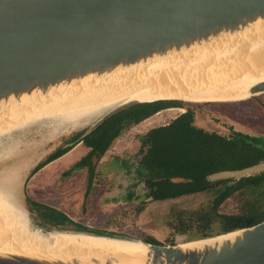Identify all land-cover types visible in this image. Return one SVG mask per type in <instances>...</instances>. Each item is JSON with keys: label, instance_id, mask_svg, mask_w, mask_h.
<instances>
[{"label": "water", "instance_id": "water-1", "mask_svg": "<svg viewBox=\"0 0 264 264\" xmlns=\"http://www.w3.org/2000/svg\"><path fill=\"white\" fill-rule=\"evenodd\" d=\"M263 23L264 0H0V108L13 100L24 103L29 97L47 96L178 54L198 53ZM263 93L264 80L252 85L244 99ZM157 101L222 102L132 98L96 113L98 117L77 141L111 117ZM263 171L264 161L212 177L241 178ZM29 221L44 235L73 232L36 227L30 217ZM86 233L139 241L144 249L141 256L74 254L67 259L0 251V264H264V220L177 244H156L106 231Z\"/></svg>", "mask_w": 264, "mask_h": 264}, {"label": "rangeland", "instance_id": "rangeland-1", "mask_svg": "<svg viewBox=\"0 0 264 264\" xmlns=\"http://www.w3.org/2000/svg\"><path fill=\"white\" fill-rule=\"evenodd\" d=\"M185 104L189 105L166 107L129 125L111 141L104 154L96 156L94 168L90 170L87 167L72 170L71 167L82 155H88L85 145L77 149L73 147V151L50 160L58 155L56 152L61 151L59 149L73 146L98 115L75 126L67 123L59 127L56 120H47L4 134L0 136V188L18 207L28 212L36 227L75 231L80 226L81 231L90 233L106 231L142 240L154 237L162 244L194 240L189 239L186 229L196 231L197 223H201L197 219L203 218L199 216L201 213H208L210 219H214L210 227L215 229L221 225L219 215H240L248 210L264 209V182L261 185L239 186L227 195L220 206L216 205L219 196H216L215 190L164 200L147 198L148 192L143 190L144 193L136 200L127 194L126 198L120 197L125 189L112 186L110 173L118 165L110 160L115 156L140 159L137 152L140 136L185 113L186 106L199 108L198 111L213 108L219 112L216 117L213 113L212 116L206 113L196 115V125L207 130H223L225 124L231 123L244 133L264 136V93L242 100ZM223 114L228 115L224 117ZM219 120L223 125L221 127L217 126ZM11 173L15 180L8 176ZM111 176L114 177V174L111 173ZM138 190L141 191V188ZM143 198L145 200H141ZM36 202L58 208L60 215L57 217L63 219L65 213L68 216H63L69 221L54 225L56 221L49 216L48 209L38 207ZM190 223L195 227H190Z\"/></svg>", "mask_w": 264, "mask_h": 264}, {"label": "bare ground", "instance_id": "bare-ground-1", "mask_svg": "<svg viewBox=\"0 0 264 264\" xmlns=\"http://www.w3.org/2000/svg\"><path fill=\"white\" fill-rule=\"evenodd\" d=\"M262 80L264 23L198 53L132 67L47 96L29 97L24 103L13 100L0 108V136L47 120H56L59 127L67 123L75 126L88 122L104 108L137 97L240 100ZM8 176L15 180L14 174ZM143 249L139 241L79 231L44 235L31 226L27 211L0 188V251L67 259L74 254L141 256Z\"/></svg>", "mask_w": 264, "mask_h": 264}, {"label": "flooded vegetation", "instance_id": "flooded-vegetation-1", "mask_svg": "<svg viewBox=\"0 0 264 264\" xmlns=\"http://www.w3.org/2000/svg\"><path fill=\"white\" fill-rule=\"evenodd\" d=\"M191 107L192 106H186L185 112H188ZM192 108H194L193 113L195 115L198 113H206L212 116L213 113L216 117L219 113L213 108L205 110L200 109V111H198L199 108ZM223 115L224 117H227L228 114ZM171 122L172 121L160 126H168ZM196 122L197 120L194 119L193 126L205 132V135H200L201 138H203V141L208 143L214 141V143L210 145L209 150H206L208 143L207 145L203 143L200 145L201 148L199 150L184 151L183 155L176 157V160H167L163 163L160 161L158 154L168 152L174 153V151H165L157 148L154 149L155 144L150 135V131L154 129L152 128L147 131L146 135L140 136L139 138V148L137 152L140 155V159H127L125 156L123 158L116 156L113 157L110 162L117 163L118 166L112 168L113 172L111 173L114 174V177H112L113 175L111 176L110 173V177L112 178L111 184L116 189H125V193L122 192L120 197L124 198L128 195L130 198L132 197L131 199L136 200L142 195V193H144L143 191H146L148 192L147 198L150 197L152 200H161V198L158 197L161 193H169V195L173 194L164 198L171 199L187 194L209 192L213 190L217 192L216 196H221L226 192L232 194L233 191L240 188L239 186L245 184L254 183L261 185L264 182V171L250 176H243L241 178L237 176L223 178L212 177L220 172L236 171L264 161V136L244 133L231 123L225 124L223 130L210 131L204 127L197 126ZM217 126H223L220 120L218 121ZM206 131H210V134H206ZM193 134L194 130L190 135ZM200 136L198 134L193 136V138L199 137L200 139ZM84 140L85 138L81 141H76L75 144L69 148L59 149L61 151L56 152L58 155L50 161L62 157L69 151H73L71 150L73 147L77 149V147L85 145ZM111 143L112 142L106 146L103 153L97 152L91 154V159L84 160L87 155H82L77 160L76 164L71 166L73 169L71 167H69V169L78 170L79 167L80 169L87 167V169L90 170L91 167L94 168L93 162L95 161L96 156L99 157L104 154L110 147ZM86 147L88 148V152L92 148L89 146ZM50 161L46 162L43 166ZM257 176L261 177L259 181L256 178ZM138 188H141V191H139ZM117 199L118 202H120V198ZM141 200L145 199L143 198ZM216 205L220 206L221 202H216ZM137 206H139V204ZM53 208L58 210L56 207ZM63 215L68 216L65 213H63ZM64 220H68V218L64 217Z\"/></svg>", "mask_w": 264, "mask_h": 264}, {"label": "trees", "instance_id": "trees-1", "mask_svg": "<svg viewBox=\"0 0 264 264\" xmlns=\"http://www.w3.org/2000/svg\"><path fill=\"white\" fill-rule=\"evenodd\" d=\"M185 105L189 104H185V102L182 101H157L152 103H142L135 105L111 117L85 138L84 144L92 148L89 151V154L87 155L86 159L84 160L89 159L90 155L93 153H103L106 149V146L111 141L116 139L120 134H122L124 129L127 128L129 125L143 120L144 118L152 115L153 113H156L160 109L172 106L184 107ZM191 108L188 112L182 113L177 118L173 119L168 126L156 127L150 131L153 143L155 144L154 149L157 148L163 149L165 151H174V153L168 152L158 154V157L161 162L165 163L167 160H176V157H180L181 155H183L184 151L199 150L201 148L200 145L203 143L207 145L208 142L203 141V138H201L202 135H205V132L193 126V122L196 115L193 113L194 108ZM193 130L194 134L190 135ZM209 132L210 131H206V134L209 135ZM198 134L199 136L201 135L200 139L199 137L193 138V136ZM213 143L214 141H210L206 147V150H209L210 145ZM256 178L258 181L259 179H261V177L259 176H257ZM228 194L229 193L226 192L223 193L221 196L219 195V197L216 199V202H222ZM171 195H169V193H161L160 195H158V197L164 199ZM36 205L42 209H48L47 213L50 217H52V219L56 221L54 222V225L56 226L69 221L64 220L63 215V219H59L57 215H60V211L56 210L53 207H50L43 203L37 204V202ZM199 216H202L203 218L197 219V221H200L201 223H197L196 231H189V229H186L188 231L189 239L210 237L235 229L255 225L264 220V209H262L261 211L248 210L240 215H219V223H221L219 229L218 227L215 229H212L210 227L214 219H210L208 213H201ZM190 227L195 226H193V224L191 225L190 223ZM81 228L82 227L77 226L75 229L80 230ZM193 233L195 235H193ZM144 240L151 243L162 244L154 237L145 238Z\"/></svg>", "mask_w": 264, "mask_h": 264}]
</instances>
